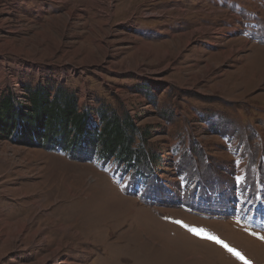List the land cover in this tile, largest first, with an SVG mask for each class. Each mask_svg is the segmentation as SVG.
<instances>
[{"label":"rangeland","instance_id":"374dc122","mask_svg":"<svg viewBox=\"0 0 264 264\" xmlns=\"http://www.w3.org/2000/svg\"><path fill=\"white\" fill-rule=\"evenodd\" d=\"M38 86L166 163L0 135V264H264V0H0V98Z\"/></svg>","mask_w":264,"mask_h":264},{"label":"trees","instance_id":"16d2710c","mask_svg":"<svg viewBox=\"0 0 264 264\" xmlns=\"http://www.w3.org/2000/svg\"><path fill=\"white\" fill-rule=\"evenodd\" d=\"M25 96L28 104L22 107L11 96L0 98V135L8 139L23 137L28 142L38 139L52 151L61 148L70 152L75 147L94 146L105 160L115 156L130 166L149 171L159 170L166 163L159 151L145 148L153 137L152 128H141L137 118L128 112L121 116L116 111L87 106L81 109L76 94L63 88L52 95L51 90L38 86L28 89ZM92 113L100 116L99 123L91 121ZM138 133L142 144L136 147Z\"/></svg>","mask_w":264,"mask_h":264},{"label":"snow or ice","instance_id":"6c2138e0","mask_svg":"<svg viewBox=\"0 0 264 264\" xmlns=\"http://www.w3.org/2000/svg\"><path fill=\"white\" fill-rule=\"evenodd\" d=\"M237 182H241L243 180L242 176L236 177ZM177 223H183L181 221H177ZM184 227H188L187 225H183ZM189 230L197 236H203L204 238H207L211 240L212 242L219 244L221 247H223L225 250H227L229 253H231L233 256L236 257V259L241 260L244 262V264H251V261L246 260V258L243 256L241 252H239L236 248L231 247L227 242L220 239L218 236L209 234L205 229H197V228H189ZM254 236H257V238L264 240V235H258L256 232L251 233Z\"/></svg>","mask_w":264,"mask_h":264},{"label":"bare ground","instance_id":"6f19581e","mask_svg":"<svg viewBox=\"0 0 264 264\" xmlns=\"http://www.w3.org/2000/svg\"><path fill=\"white\" fill-rule=\"evenodd\" d=\"M111 4V3H110ZM110 4H109V7H110ZM82 186V185H81ZM87 191V190H86ZM118 195V194H117ZM114 196H116V195H114ZM55 198H56V196H55ZM111 206V205H110ZM121 219V218H120ZM74 224V223H73ZM134 224V223H133ZM136 225V224H135ZM102 226V225H101ZM115 226V225H114ZM134 227H136V226H134ZM70 228V227H69ZM136 229V228H135ZM69 230V229H68ZM91 230V229H90ZM140 231V230H139ZM129 232V231H128ZM132 232V231H131ZM130 232V233H131ZM141 232V231H140ZM134 233H135V231H134ZM149 233V232H148ZM108 234V233H107ZM142 235H144V234H142ZM149 235H150V233H149ZM153 235V234H152ZM152 235H151V237H152ZM108 236V235H107ZM79 238V237H78ZM140 241V240H139ZM143 242V241H142ZM162 242V241H161ZM134 245H136V244H133V246ZM154 245V244H153ZM155 246V245H154ZM165 246H167V245H165ZM169 246V245H168ZM155 247H157V246H155ZM164 249V248H163ZM166 252H167V250H166ZM164 254V253H163ZM167 254V253H166ZM151 257V256H150ZM136 259V258H135ZM150 259V258H149ZM137 260V259H136ZM163 260H165L164 258H163ZM133 261V260H132ZM157 261V260H156ZM134 262V261H133ZM152 262V261H151ZM168 262V261H167ZM156 263H158V262H156ZM132 264V263H131ZM135 264V263H134ZM139 264V263H138ZM166 264V263H165Z\"/></svg>","mask_w":264,"mask_h":264},{"label":"crops","instance_id":"0c3cea01","mask_svg":"<svg viewBox=\"0 0 264 264\" xmlns=\"http://www.w3.org/2000/svg\"><path fill=\"white\" fill-rule=\"evenodd\" d=\"M85 108V107H84Z\"/></svg>","mask_w":264,"mask_h":264}]
</instances>
